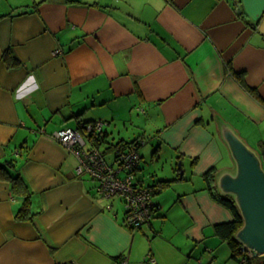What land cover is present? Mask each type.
I'll return each mask as SVG.
<instances>
[{"label": "crops", "instance_id": "crops-1", "mask_svg": "<svg viewBox=\"0 0 264 264\" xmlns=\"http://www.w3.org/2000/svg\"><path fill=\"white\" fill-rule=\"evenodd\" d=\"M95 120L108 143L55 137ZM227 125L250 146L264 130V0H0V264H215L214 226L232 213L205 187L155 195L133 230L75 166L79 150L113 161L110 143L138 138L143 181L168 157L172 181L186 160L199 177L233 170Z\"/></svg>", "mask_w": 264, "mask_h": 264}, {"label": "water", "instance_id": "water-1", "mask_svg": "<svg viewBox=\"0 0 264 264\" xmlns=\"http://www.w3.org/2000/svg\"><path fill=\"white\" fill-rule=\"evenodd\" d=\"M234 161L233 170L217 173L220 194L232 195L244 219L235 238L245 249L264 254V166L258 151L230 126L222 129ZM183 174V170L180 171Z\"/></svg>", "mask_w": 264, "mask_h": 264}, {"label": "built area", "instance_id": "built-area-1", "mask_svg": "<svg viewBox=\"0 0 264 264\" xmlns=\"http://www.w3.org/2000/svg\"><path fill=\"white\" fill-rule=\"evenodd\" d=\"M101 126V121H98L94 125L98 130L101 129ZM90 128L91 124L87 127V133L90 131ZM55 137L62 144L69 147H85L87 140L83 132L71 127H65L56 131ZM79 151L81 152L82 150ZM80 152L79 155H82L81 163L78 167L79 172L89 171L95 179L100 180L99 189L103 195L107 197L117 196L124 202L126 206L125 222L127 225L131 229L136 230L148 224L153 218L154 212L160 207L155 206L153 197L155 194L154 188L143 185L133 186L131 177L127 176L126 171H124L128 167L133 170L136 166L139 159V153L136 149L122 155L121 161L123 160V164L120 165V161L117 160L114 167L106 161L103 152L98 147H91V151L84 149V152ZM121 171L124 172L123 175ZM111 182L113 183L112 186L109 185ZM245 251L249 257L257 254L249 249H245ZM145 259L153 260L150 254ZM126 263L127 260L123 262V264Z\"/></svg>", "mask_w": 264, "mask_h": 264}, {"label": "trees", "instance_id": "trees-1", "mask_svg": "<svg viewBox=\"0 0 264 264\" xmlns=\"http://www.w3.org/2000/svg\"><path fill=\"white\" fill-rule=\"evenodd\" d=\"M99 121V120H98ZM97 120L92 121V122H84V124L87 126V124H91V128L90 131L87 133V128H84L83 130L86 131V137H90L92 140L96 141V144L98 145V143H103L106 142L108 143L107 139H106V134L103 131L105 122H102V126L101 129H97L94 127L95 123L98 122ZM84 125V126H85ZM80 129V128H78ZM82 130V131H83ZM81 131V132H82ZM84 133V132H83ZM85 134V133H84ZM141 139L135 138L132 141H126V143H124L123 145L121 144L122 142L119 141L118 143H110L112 146H114V148L116 149V151L114 152V162L113 161H109L108 157H107V153L105 151L103 152V155L106 158V161L109 162V164L114 167L115 162H117V160L120 161V165L123 164V160L121 161L122 155L127 154L129 152H131L132 150L136 149V151L139 153V159L138 162L136 164V166L132 169H130L129 167L124 169V171H126V175L131 177L132 180V185L133 186H147V187H153L154 185L152 184H144L145 181H143V178L138 176V171H139V163L141 160V153L138 151V147L141 144ZM143 142V141H142ZM107 145V149H110V146ZM98 147V146H97ZM99 148V147H98ZM155 151V150H154ZM179 164L177 163L174 166V170L175 171H181V168H179L178 166ZM1 166V165H0ZM263 166H264V160H263ZM2 167V166H1ZM1 171V169H0ZM217 169L215 167L210 168L209 170H207L205 172V179H206V186L205 188L209 191V193L211 194V196L217 200L219 203H221L222 205H224L225 207H227L231 213H232V219L228 220V221H222L219 223H216L214 228H215V233L224 241L227 243V245L229 246L230 250H231V258H234L238 261H242V259H246V262H250L251 260H254L255 258L258 260L257 262L263 263L264 264V255H260L259 257H257V254L250 258L245 249L243 248V246L237 241V239L235 238V233L237 232V230L243 225L244 223V219L240 213V210L236 204V201L234 199V197L232 195L229 194H220L216 185V176H217ZM181 174L179 173L178 175L174 174V177L171 178H167V177H159V181H163L165 183L160 184L161 187H163L165 184H167L169 181H171L173 178L176 180L178 178V176H180ZM21 177L17 174H14L12 176V179L14 182L18 181ZM159 190H161V188H158ZM154 193H155V189H154ZM155 202V206L159 207L160 204L157 203L154 199ZM26 205V204H25ZM29 210L28 205H26L25 207H21L19 214H26ZM158 210V209H157ZM23 216V215H22ZM151 222V220H150Z\"/></svg>", "mask_w": 264, "mask_h": 264}, {"label": "rangeland", "instance_id": "rangeland-1", "mask_svg": "<svg viewBox=\"0 0 264 264\" xmlns=\"http://www.w3.org/2000/svg\"><path fill=\"white\" fill-rule=\"evenodd\" d=\"M261 140L264 141V130H262V132L259 133L258 136H254L253 138L251 137L252 144L250 142L249 143L251 144V146H253L254 148H256V150L257 149L261 150V152H258V153L261 156V159L263 161L264 160V145L258 146V142L261 141ZM149 155H150V153H148V154L146 153V156L147 157H149ZM166 155L168 157V153H166ZM107 157L109 159H111L112 154H107ZM143 159H142V161H143ZM162 162L163 161L155 162V163H151L150 164V170L154 174L149 173L148 171L146 172V177H145V180H144L145 181L144 184L145 185L146 184L148 185L150 183V184L154 185L152 188H154L155 190L158 189V188H161L160 192H158V195L155 192L156 194H154L153 197L155 195L158 196V197H160V198H163L164 197V198L168 199L170 202L175 203L176 196L178 194V190L179 189H182L183 187L188 186V187H191L192 190L193 189L194 190L197 189V190H199V194H201V193L204 192V191H200L206 185V179H205L204 175H202V177L195 176L194 171L196 172V170L195 169L193 170L191 167H189V165H190L189 162L190 161L188 162L187 160L185 162L186 167H187V173L185 174L184 179L183 180L180 179V180H177V181H172L171 180L167 184H165L163 187H161L160 184L165 183V182L159 181L160 180L159 177L161 178L162 175L163 176H170V175H172L173 174L172 172L174 170V166L176 165V162L175 161H171L170 160V157H168V161H166V160L164 161V164H165L164 167H162ZM226 162H229V163L230 162L231 163L233 162L230 153H229V155L228 154L226 155ZM79 165L80 164H79V160H78V163L76 164L77 167L75 166V171H77L78 174L80 173L79 170H78ZM146 167H147V164H146ZM148 170H149V167H148ZM176 172H177V174H175V175H178L180 173V171H176ZM89 179H90V177H89ZM97 182H98V184H97V187H95V188L101 194L100 189H99L100 180H97ZM112 184L113 183L111 182L109 185L112 186ZM118 204H119V206H118ZM116 205L120 209V211H121V213L123 215L125 213V207H126L125 204L122 203L121 201L120 202L118 201L117 204L115 203V206ZM170 205H171V203L166 205V210H168L170 208ZM125 223L126 222L124 221V224ZM157 224H159V223H157ZM127 226L128 225H126V227ZM137 232H141V230H138ZM215 250H217V252H214V254L215 255L217 254L218 257H219L218 260H216V258H215V260H214V263L215 264H240L239 263L240 261L237 260V261L234 262L233 261L234 259L230 257L231 251L228 248V245H224L223 247H219V248L217 246L215 248ZM214 254H212V255L210 254L208 257L211 258L212 256H214ZM261 255H264V254H261ZM259 256H260V254H257V257H259ZM243 264H246V263H243Z\"/></svg>", "mask_w": 264, "mask_h": 264}, {"label": "flooded vegetation", "instance_id": "flooded-vegetation-1", "mask_svg": "<svg viewBox=\"0 0 264 264\" xmlns=\"http://www.w3.org/2000/svg\"><path fill=\"white\" fill-rule=\"evenodd\" d=\"M254 257V256H253ZM250 258H252V257H250Z\"/></svg>", "mask_w": 264, "mask_h": 264}]
</instances>
